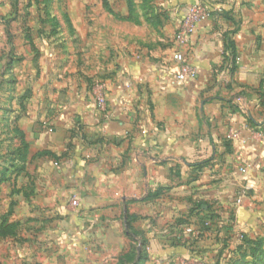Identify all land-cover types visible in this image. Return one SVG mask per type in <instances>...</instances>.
Here are the masks:
<instances>
[{
  "label": "crops",
  "instance_id": "crops-1",
  "mask_svg": "<svg viewBox=\"0 0 264 264\" xmlns=\"http://www.w3.org/2000/svg\"><path fill=\"white\" fill-rule=\"evenodd\" d=\"M107 1L121 30H91L96 48L81 32L74 66L54 45L17 82L28 94L17 112L31 180L22 203L79 259L107 264L136 243L145 264L191 261L193 244H205L203 211H240L235 192L251 185L244 205L264 185V0H202L219 10L179 47L198 70L184 82L174 30L197 0H132L133 23L127 0ZM97 81L105 110L94 107ZM231 130L240 139H228Z\"/></svg>",
  "mask_w": 264,
  "mask_h": 264
},
{
  "label": "rangeland",
  "instance_id": "rangeland-1",
  "mask_svg": "<svg viewBox=\"0 0 264 264\" xmlns=\"http://www.w3.org/2000/svg\"><path fill=\"white\" fill-rule=\"evenodd\" d=\"M137 17L136 7H133L129 21L133 23ZM115 29L121 30V22L107 0H0V225L3 226H0V264L102 262L101 257L88 260L83 255V259H79L75 254L62 252L58 242L44 234L41 212H27L22 203L29 197L31 180L26 174L27 160L25 170L18 172L22 165L19 152L23 131L19 128L17 112L25 108L28 94H18L16 86L18 81L25 83L29 68L35 69L34 61L49 55L54 45L59 49L57 59L68 60L74 66L80 53L76 40L81 32L83 46L91 41L95 47L98 38L96 34L91 36V30ZM85 54L91 53L88 50ZM11 59L20 73L14 74L9 69ZM21 94L26 97L21 99ZM242 204L243 200L235 204L243 206L240 211L238 207H229L224 213H218L217 222L203 233L205 244H193L189 254L191 261L183 259L178 264H264V185L257 190L254 199ZM11 223L16 226L8 227ZM3 228L6 230L2 231ZM135 244L123 253L108 256L106 263L131 264L136 260Z\"/></svg>",
  "mask_w": 264,
  "mask_h": 264
},
{
  "label": "built area",
  "instance_id": "built-area-1",
  "mask_svg": "<svg viewBox=\"0 0 264 264\" xmlns=\"http://www.w3.org/2000/svg\"><path fill=\"white\" fill-rule=\"evenodd\" d=\"M218 10V8L209 3L197 0L186 8L183 16L177 21L176 28L174 30V42L178 49L174 50L172 59L177 64L175 78L178 81L184 82L193 79L198 74L197 68L189 63L179 47L186 46L189 43L199 22L209 19ZM105 85L106 84L103 81H97L93 84L92 91L94 96V107L97 110L106 109V100L104 96ZM227 138L232 140L240 139V136L237 131L231 130V132L227 135ZM246 168V166L240 168V172L245 173ZM251 188L252 187L249 184H245L240 187L234 194V204H241L246 193ZM72 203L75 204L76 201L73 200Z\"/></svg>",
  "mask_w": 264,
  "mask_h": 264
},
{
  "label": "trees",
  "instance_id": "trees-1",
  "mask_svg": "<svg viewBox=\"0 0 264 264\" xmlns=\"http://www.w3.org/2000/svg\"><path fill=\"white\" fill-rule=\"evenodd\" d=\"M127 5H128L129 12H128V16L125 19L130 20L131 15L133 13V7H132L131 0H127ZM116 17L120 19L119 16H116ZM10 64H11V62L9 63V66H10ZM24 97H26V95H22L21 99H23ZM20 138H21L22 149L19 152V155H20V159L22 160V165L18 169V172H22V171L25 170L24 164H25V162L27 160V154H28V144H27L26 140L24 139V135H23L22 132L20 133ZM227 141H229V140H227ZM156 194L157 193L155 192L153 194V196L156 195ZM203 212L204 213H203L202 216H200V218H199L200 220L198 222V231H199L198 235H202L204 233L205 229H210V227L212 225H214L215 222H217L216 220H218V217H219L217 214H215L213 212L211 213L209 210L203 211ZM0 226H1V228L3 227L2 225H0ZM10 226L11 227L12 226H16V224L15 223H11L8 227H10ZM5 230H6V228L2 229V231H5ZM126 257H127V259L129 258L128 254L126 255ZM147 258H148V254H147L146 250H141L139 252L138 257L136 258V260L133 261L131 264H144V262L147 260Z\"/></svg>",
  "mask_w": 264,
  "mask_h": 264
}]
</instances>
